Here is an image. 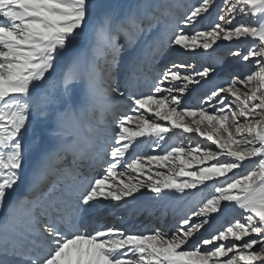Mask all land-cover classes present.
<instances>
[{
    "label": "snow or ice",
    "instance_id": "snow-or-ice-1",
    "mask_svg": "<svg viewBox=\"0 0 264 264\" xmlns=\"http://www.w3.org/2000/svg\"><path fill=\"white\" fill-rule=\"evenodd\" d=\"M160 7L148 12L143 0L126 9L106 0H0V264H264V0H192L182 17L171 14L168 3ZM212 12L213 24L196 27ZM89 32L94 43L84 60L85 51L77 49ZM146 35L153 63L170 49L216 59L199 68L172 60L159 70L153 90L132 93L119 79L121 64ZM219 42H228L224 55ZM229 56L233 65L252 61L256 70L221 75ZM61 63L67 64L65 95L83 84L89 98L102 90L106 99L118 94L129 102L114 122L111 143L94 139L93 150L103 145L110 159L86 184L69 163L77 159L70 150L79 136L66 134L44 151H34L26 139L36 117L49 115L34 93ZM213 80L222 83L200 106L181 108L186 93ZM173 130L202 140L126 159L133 145L144 143L139 138L159 147ZM54 160L61 163L53 166ZM29 173L27 192L18 197ZM69 180L83 185L70 197ZM142 189L159 199L190 200L199 190L200 199L167 231L85 223L105 207L139 200L137 193L146 195ZM226 212L235 218L203 236L201 230Z\"/></svg>",
    "mask_w": 264,
    "mask_h": 264
},
{
    "label": "bare ground",
    "instance_id": "bare-ground-1",
    "mask_svg": "<svg viewBox=\"0 0 264 264\" xmlns=\"http://www.w3.org/2000/svg\"><path fill=\"white\" fill-rule=\"evenodd\" d=\"M129 0H116L113 4V7L119 8V9H126L125 7H130L127 2ZM188 0H143L144 8L146 11L151 12V9L154 8V10L157 9V6L160 5V11H164L163 5L165 3H168L171 5V7L168 9L169 12H177L180 10L181 6L187 2ZM188 7V3L184 6V12ZM151 35H154L151 34ZM151 35H146L135 49L131 53H129L128 56L130 57L133 53V57H135V60L138 62L136 65L133 63L130 65V71L133 73L134 66L139 69L138 75L141 76L140 80L136 81V79L128 80L127 78H123V75L125 74V70L128 68V65L123 66V68L120 71V80L124 81L127 80V86L130 90V88H135L136 86V92L139 94H143L141 91L147 89V86L149 85V89L145 90L146 94H148L154 82L157 80V76L159 73V70L162 69L165 64L169 61L167 59V56L163 59H160L158 63H153L151 58V52L152 47L150 44L151 41ZM93 43H94V37H93ZM92 44L86 45L83 44L82 46L78 47V51L83 49L86 53L84 56V60H87L88 57L91 55V49L93 47ZM126 55V54H125ZM196 54L191 55H185L183 53H179L180 61H184L186 58H192ZM141 57H145L144 60L140 61ZM130 61V60H129ZM67 68V64H64L60 66V69L55 72L54 78L49 80V84L47 83L44 88L42 89V94L34 93L35 96L39 97L40 103H47L48 104V113L49 115L47 117H36L34 125L32 129H30L29 135L26 138L27 141H29L34 146V151H44L49 150L57 145H59L62 141V137H66V134H72L79 136V143L74 145L72 149L70 150L72 153H76L75 156L80 157V159H76L75 161L69 160V163H75V166L78 168L81 178L87 179L88 176H92L94 173L93 171L95 169H98V174L94 175H102L103 169L100 167L101 163L103 162V159H110V157L107 156V154L103 151H101V148L103 145H99L93 150V141L94 139L99 136L104 138V140L107 143H111L112 141V128L115 122V118L117 115H122L124 112H126L127 106H125L124 101L120 100V97L118 94H112L111 96H114V99L110 97L109 99L105 98V94L102 90H96L94 94L89 98L85 94V87L83 84H73L70 94L65 95L63 93V89L61 87V78ZM216 82V81H215ZM211 83V82H210ZM44 99V100H43ZM47 99V100H46ZM113 102H121V103H113ZM112 107V108H111ZM69 109V111H65V109ZM111 108V109H110ZM92 113V121L95 122L97 126H94L95 124H90V119H88L87 113ZM98 120V121H97ZM57 129L61 130V134H57ZM180 131V130H177ZM164 144L160 145L159 147H156L155 150H153L151 153L158 154L159 151L164 149ZM145 148L147 145H145V142L141 145ZM131 151V150H130ZM60 160H54L52 161V165L60 164ZM248 164L249 162H245ZM30 167L33 166V161H29ZM245 170V168H241L240 171ZM89 173V175L85 174ZM31 181V173H29V176L27 178V183ZM25 182V183H26ZM25 183H22L18 190V197L24 195L27 192V186L24 187L23 194H20V190L23 188V185ZM68 183L71 185V187L68 188V194L69 197L71 196V193L75 191L78 188H82L83 185L72 183L71 180L68 181ZM208 183H215L208 182ZM86 184V183H85ZM204 187H207L205 185ZM197 191V196L193 199H184V198H171L170 201L172 204H176L181 208V212L175 217L174 222L171 226H168L166 230L169 228H172L175 226L176 221L182 218L186 212L189 211L190 208L194 207L197 201L200 199V193L199 190ZM142 193H146V195L142 196L141 193H137L136 196L141 197L139 200H136L134 198L131 199L130 204L124 205L123 202H120L123 206L122 207H105L102 209L99 213H97L95 216L85 217V223L91 224L94 220L99 219L103 213L110 212V214L106 215L105 218L101 221L106 226H115L116 228H124L127 231L130 232H151L155 229V226L151 227H144L140 228L137 226H131V225H123L120 218L123 216V210L122 208L128 207L134 203H137L143 199H146L147 202L144 204L146 206L155 203L156 201H159V198H155L154 194L147 192L146 189H142ZM211 193L205 192L204 195H209ZM176 196H179V194H176ZM145 200V201H146ZM156 200V201H155ZM169 200V199H164ZM155 201V202H154ZM22 215V213H21ZM236 216L235 212H226L223 217H221L218 221L215 222V224L212 225L211 228H209L208 231L202 230L203 236H208L211 234V232L220 229L222 226L226 225V223L231 222ZM128 218H130L129 222L131 223L132 220H140L142 218V215L140 214H128ZM109 221H113V224H108ZM154 225V224H153ZM3 226H0V229H2ZM208 227V226H206ZM91 228H89V231ZM197 235H200L199 233ZM195 239V238H194ZM37 243L40 244L41 241L39 238H37ZM191 243V242H190ZM4 259L3 257H0V260ZM9 260L15 259L13 257H9Z\"/></svg>",
    "mask_w": 264,
    "mask_h": 264
},
{
    "label": "rangeland",
    "instance_id": "rangeland-1",
    "mask_svg": "<svg viewBox=\"0 0 264 264\" xmlns=\"http://www.w3.org/2000/svg\"><path fill=\"white\" fill-rule=\"evenodd\" d=\"M115 1L116 0H106V2L109 3L112 6L115 3ZM118 1H120V0H118ZM139 2H140V0H129L127 2V4L129 6H135ZM187 3H188V5L191 4L192 3V0H188L187 2H185L181 6V8H180L179 11H177V12H170V13L173 14V15H175V16H177V17H182L184 15V6ZM125 8H127V7H125ZM160 10L161 9H159V11ZM151 11H154V8H152ZM215 21H216V13L215 12H212L211 15H209L205 19H203L201 21V23L199 25H197L196 27L201 28V29L208 28ZM242 22H244V23H250L252 21L250 19H248V18H243L242 19ZM85 43H86V45L93 43V34L91 32H89V34L87 36V39L83 40L78 47L82 46ZM219 43L222 45V47H220V49H219V55L226 54L228 52V42H219ZM246 48H247V45H245V49ZM125 54H126L125 55V59L122 61L121 69L123 68V66H126V65H128V67H130V65L133 63V62H130L129 61L130 60L129 58L130 57H133V53L131 54L130 57H126V56L129 55L128 52H126ZM166 56H167V59L169 60L167 63H169L172 60H177V61L182 60V59H180L179 53H176V52H174L171 49L165 54L164 57H166ZM144 58L145 57H141V60L140 61L144 60ZM163 58H161V59H163ZM215 59H216V54H214L213 56H208V57L201 56V55H194L192 58H189V59L186 58V59H184V61H181V62L191 63L193 65H196L197 68H199L202 65H211L212 63H214ZM234 59L235 58L230 57V56L226 58V60L224 62V65L221 67V75H223L225 71H229V70L234 71V74H236V75H246V74L253 73L256 70V68H255V66H254V64H253L252 61H249L247 63H241V64H235V65H233L231 62L234 61ZM137 62L138 61L135 60V62L133 64L136 65ZM64 64H66V63H61L56 68V71H58L60 69V66H62ZM133 70L134 71L132 73V72H130V69L127 68L125 70V74L123 75V78H127L128 80H132V79L135 78L136 81L140 80L141 76L138 75L139 70L137 69V67L134 66V69ZM55 72L52 74L51 78L48 79L47 83L49 82V80H51L52 78H54ZM119 79H120V75H119ZM47 83H45L42 86H40L39 88H37L36 91H35V93H37L38 95L39 94H42V89L44 88V86ZM221 83H222L221 80H213V81H211V83L210 82H208V83H202V85L194 86L188 93L185 94L184 98L182 99L181 108H184V107L196 108V107L200 106L201 103H202L201 98L204 97L206 94H209L214 88H216ZM149 87L150 86L148 85L147 86V89H149ZM147 89H145V90H147ZM145 90H143L141 92L143 94H146ZM151 90H153V86H152V89ZM129 91L132 92V93H135V94H139V93H137L135 91V89H130ZM111 98L114 99V96H111ZM120 100H123L124 101V103H125L124 105L127 106V109H128L129 102L125 99V97H120ZM119 103H121V102H119ZM205 106H207V105H205ZM209 110L212 111V109H209ZM118 116H120V115H117V117ZM180 131L173 130L172 133H169V136L171 137V139L170 140H166L163 143L164 144L163 145L164 146V149L161 150V151H159L158 153H160V152H162V151H164V150H166V149H168V148H170L171 146H174V145H185V146L186 145H193L194 146L199 140H202V138L198 137L197 134H195V133H192V134H183V133H181L180 135H176L175 134V133L180 132ZM139 139L140 140H143L145 142V145H147V147L145 148L144 146H141L142 145L141 144L139 148H136V146L133 145V148L130 149L131 151L129 150L128 156H126V159L127 158H130L131 154H133V153L139 154V155H142V156H147V155L154 154V153H151L150 154V152H152L153 150L156 149L155 146H152L151 145L150 138H139ZM137 143H139V140L137 141ZM214 147L215 146L213 145V148ZM240 170L241 169H237L235 171L236 172H243V171H245V170H243V171H240ZM97 171L98 170L95 171L96 174L98 173ZM92 174L93 175L92 176L91 175L88 176L87 179H91L93 176H97V175H94L95 173H92ZM229 175H232V174L230 173ZM181 179H188V178L187 177H184V178H181ZM83 181H85V180H83ZM201 232H202V230H201ZM18 263L19 264H24L23 261H19Z\"/></svg>",
    "mask_w": 264,
    "mask_h": 264
}]
</instances>
